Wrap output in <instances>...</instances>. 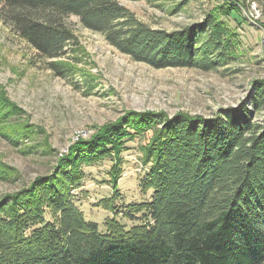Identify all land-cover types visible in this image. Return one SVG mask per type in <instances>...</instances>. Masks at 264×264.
<instances>
[{
    "label": "trees",
    "instance_id": "16d2710c",
    "mask_svg": "<svg viewBox=\"0 0 264 264\" xmlns=\"http://www.w3.org/2000/svg\"><path fill=\"white\" fill-rule=\"evenodd\" d=\"M122 1L0 0V21L37 63L56 76L79 75L88 88L89 76L60 60L77 45V24L154 68L218 71L236 57V33L215 11L166 30L141 22ZM253 83L250 106L220 108L211 117L149 116L143 128L152 136L141 149L148 200L115 203L120 157L113 150L121 144L112 127L99 130L101 142L69 146L47 172L0 197V264H264V116L256 118L264 80ZM109 157L112 194L100 205L113 215L102 232L75 199L83 166ZM0 170L15 173L1 163Z\"/></svg>",
    "mask_w": 264,
    "mask_h": 264
},
{
    "label": "rangeland",
    "instance_id": "374dc122",
    "mask_svg": "<svg viewBox=\"0 0 264 264\" xmlns=\"http://www.w3.org/2000/svg\"><path fill=\"white\" fill-rule=\"evenodd\" d=\"M122 4L141 22L166 30L199 22L204 12L215 11L236 33V57L218 71L154 68L132 60L101 34L77 24V45L60 60L85 72L92 84L88 88L79 75L56 76L37 63L33 50L0 21V163L15 170L11 177L7 169L0 170V197L47 172L75 142H101L100 129L107 126L118 133L114 139L121 144L113 150V156L120 157L115 203L148 200L151 190L141 187L146 173L141 149L152 136L151 129L143 128L149 116L163 113L170 118L185 112L211 117L220 108L243 102L250 106L253 81L264 80V0H124ZM70 20L76 22L74 17ZM263 116L264 110L256 118ZM114 163L109 157L83 166L84 179L76 190L75 203L85 220L97 223L102 232L105 220L113 215L100 203L112 194L106 180ZM117 219L127 227L132 224L121 215Z\"/></svg>",
    "mask_w": 264,
    "mask_h": 264
}]
</instances>
